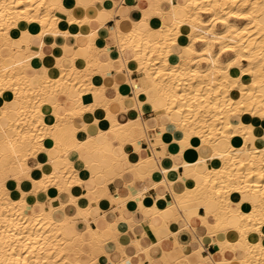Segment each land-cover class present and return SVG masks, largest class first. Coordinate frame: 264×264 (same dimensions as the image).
I'll return each mask as SVG.
<instances>
[{
    "label": "bare ground",
    "instance_id": "1",
    "mask_svg": "<svg viewBox=\"0 0 264 264\" xmlns=\"http://www.w3.org/2000/svg\"><path fill=\"white\" fill-rule=\"evenodd\" d=\"M104 1L76 2L86 9L78 17L60 0H0V264H100L111 230L89 225L87 231H77L74 216L65 209L72 205L88 215L91 206L78 201L84 196L114 203L105 186L96 184L94 172L126 162L136 179L160 168L164 178L153 184L167 182L173 200L163 193L158 199L174 210L185 207L188 219L198 201L207 215H214L213 221L203 217L202 233L216 237L212 242L221 254H239L223 255L216 264H264V0H146L142 16L128 28L117 24L108 39L120 48L119 69L130 73L135 68L143 75L113 87L92 81L102 67H114L113 59L102 61L99 50L90 47L96 31L89 24L94 18L102 22L100 13L114 14V5L98 6ZM152 15L169 19L154 26ZM71 34L76 41L82 36L87 45L79 43L73 55L51 56L46 63L42 47L47 39ZM183 34L188 42L180 44ZM34 60L45 74L30 72ZM124 85L133 90L137 111L142 113L146 104L155 111L154 123L141 116L122 122L111 113V96L122 103ZM73 88L78 89L75 95ZM88 113L94 115L92 124L85 119ZM156 126L161 128L149 155L132 160L128 153L126 160L112 151L110 135L129 140L148 132L150 140ZM251 136L248 145L245 137ZM166 137L178 144L179 152H197L182 162L190 181L172 176L177 164L173 154L166 158ZM157 143L163 151L155 149ZM41 152L44 159L29 163ZM73 154L91 169L90 176L84 178L83 168L71 163ZM164 159L170 164L159 166ZM8 179L15 181L16 194ZM24 181L29 189L22 187ZM229 229L236 240L226 237ZM86 254L91 257L84 258Z\"/></svg>",
    "mask_w": 264,
    "mask_h": 264
},
{
    "label": "crops",
    "instance_id": "2",
    "mask_svg": "<svg viewBox=\"0 0 264 264\" xmlns=\"http://www.w3.org/2000/svg\"><path fill=\"white\" fill-rule=\"evenodd\" d=\"M78 1L81 0H60L63 4L73 8V13L76 16L83 17L86 14V9L80 4H75ZM90 1L97 2L98 0ZM115 1H117L114 2L116 4H113V0H105L101 2L102 5L98 2V6L102 8L105 6L107 8H112L114 5L115 8H112L114 14L111 17H106V14L100 13L98 14V18L102 22L94 18L88 27L96 31L95 45L97 50H99L100 59L104 62H107L109 59L114 60V67L108 69L107 66H104L100 72L92 75V81L94 83L97 85L104 84L107 87H113L111 86L113 84H126L130 79L139 78L143 75L142 72L137 71L135 68H133L130 73L126 69H119L121 64L117 58L120 56V48H118L119 46L117 44L110 45L108 39L111 37L112 31L116 28L117 24L121 25L123 28H128L131 26V22L139 19L142 16L141 9L147 6V1ZM168 19V15L164 17L152 15L150 17V22L155 26L165 20L168 21ZM184 34L181 35L178 40L180 44L188 42V38L185 37L186 35ZM82 35L85 34L82 33ZM35 40L37 42L36 37H34V44L37 45ZM60 43L65 44L61 45ZM79 43L86 44L82 36L78 38V41H76V38L72 34L65 37L64 35L49 37L46 44L42 47V52L46 55L44 59L45 62L49 63L52 59L51 56L62 55L63 53L64 55H73L75 53V46ZM16 45L15 43L14 46ZM179 48L180 47H176L175 52ZM6 56H10V54L7 53ZM176 59L175 56L172 57V60ZM36 64L35 60L31 62L29 70L32 69L30 72L32 74L36 73L37 76L45 74L46 71L40 68L38 69ZM32 82L35 83L36 80L33 79ZM77 91V88H73L70 90V93L71 95H75ZM122 92L124 94L122 103L119 97L115 95L111 96L113 100L110 101L109 105L111 113L115 114L122 122L132 117L141 116L142 119L144 118V120L149 123H154V120H156V113L149 107V104L145 105V109L141 113L137 111L138 109L135 107V101L133 99L134 93L130 86L124 85ZM85 119L92 124L94 115L88 113L85 115ZM79 124L81 125V123ZM90 128L91 133H96L98 131L93 125H91ZM160 128L159 126L155 127V130L152 131L153 137H151L152 139L150 140L147 137L148 132H144V135H139L136 136L135 139L130 138L129 140H122L110 135L111 149L116 155L123 159L127 158L126 155L128 153L132 160H136L139 156H147L153 148L151 144L155 143L154 136ZM80 132L79 137H83L82 131ZM179 134V131H175L177 137H179ZM166 139V147L165 149L163 148L165 155L167 154L166 158L169 157V154H173V162L177 164L172 176L179 174V176L181 175L184 179L190 181L189 174L185 172L182 162L185 158L193 159L197 152L193 150H189L186 153L179 152L180 147L178 144L171 140L170 137H166ZM45 144L50 145V139H45ZM155 149L157 151H163L161 150L162 146L158 143L155 145ZM95 153L99 154L98 152ZM83 155L88 157L89 160L92 158L88 150H84ZM44 158L45 153L41 152L36 157H30L29 163L33 164L38 159ZM69 160L76 167L80 169L83 168L81 175L84 178L91 175V169H85L84 163L80 164V157H78V155H71ZM169 164L170 162L166 159L158 162L159 166ZM129 166L130 163L128 162L117 167L105 165L94 172L96 184L105 186L106 191L112 197L116 198L114 203L105 197L100 200L95 196H84L78 201H86L89 207L91 206L88 215H81L78 209L72 205H68L65 209L66 213L68 212L70 215L74 216V228L77 231H87L86 229H88L89 225L91 227L100 225L104 229L108 228L111 230L113 236L112 239L108 240L109 243L105 246L107 250L106 253H102L99 256L100 264H216L222 259L223 255L229 258L238 254L235 253V251H228L227 253L221 254L217 249L219 246L212 242L216 237L206 232L202 233L203 217L207 216L210 221H213L214 215L212 213L207 215L200 201H198L199 205L196 213H193L190 219H188L187 209L185 207L176 206L174 210L169 207L166 201L158 199V195L163 193L168 197L169 201L173 200V195L170 192L167 182H164L166 185L159 183L157 186H154L155 182H160V180L164 178V172L160 170V168L153 171L151 175L145 178L136 179L134 172L130 170ZM101 170L103 171L101 172ZM131 183L133 184L131 185ZM7 185L11 189V192L16 194L15 181L13 179H8ZM22 187L29 189L30 185L24 181ZM178 188H180V185ZM74 191L77 193L79 189L76 188ZM142 191L143 194L140 193ZM40 198L43 204L47 206L48 200L44 193H40ZM123 205L126 208L124 213L122 211ZM157 205L163 207L164 211H157ZM61 213L62 212H59V216L62 215ZM108 222H111L110 225ZM225 235L229 239H237V234L231 229L226 231ZM138 257L142 258L139 260ZM232 264L237 263L233 261Z\"/></svg>",
    "mask_w": 264,
    "mask_h": 264
},
{
    "label": "rangeland",
    "instance_id": "3",
    "mask_svg": "<svg viewBox=\"0 0 264 264\" xmlns=\"http://www.w3.org/2000/svg\"><path fill=\"white\" fill-rule=\"evenodd\" d=\"M222 25H219V27H221ZM81 28H84V27H81ZM86 45H87V43H86ZM197 45L200 47L201 45H202V43L201 42H199V44L197 43ZM92 46H93V48H92ZM91 49H92V51L93 52H96V50H97V47H96V45H95V43L94 44H92L91 46ZM216 48H218V45L216 46ZM95 49V50H94ZM4 52H6L7 50L5 49V50H3ZM7 53V52H6ZM232 54V52L230 53H225L224 54V57H227V56H229V55H231ZM197 59V58H196ZM195 59V60H196ZM186 60H188V59H186ZM190 60H191V58H190ZM201 64H204L203 62H200ZM92 71H94L93 69H91ZM91 73V72H90ZM92 74V73H91ZM33 101H34V98H31ZM245 139L247 140L246 142H247V144L249 145L250 144V141L249 140H252L253 139V136H251V137H245ZM52 191H54V193H56V191H57V188H56V186H53L52 187ZM65 199H68V197H66V196H64L63 195V200H65ZM84 258H89V257H91L90 255H85V256H83Z\"/></svg>",
    "mask_w": 264,
    "mask_h": 264
}]
</instances>
